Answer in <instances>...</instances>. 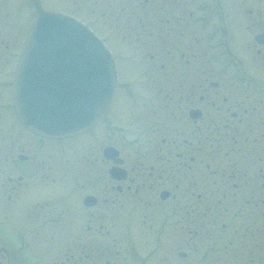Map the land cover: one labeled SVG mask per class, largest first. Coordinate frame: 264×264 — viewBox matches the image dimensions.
Returning a JSON list of instances; mask_svg holds the SVG:
<instances>
[{
  "label": "flooded vegetation",
  "instance_id": "af4514ba",
  "mask_svg": "<svg viewBox=\"0 0 264 264\" xmlns=\"http://www.w3.org/2000/svg\"><path fill=\"white\" fill-rule=\"evenodd\" d=\"M2 30L0 28V42L8 55L0 57V207H4L5 212L0 211L1 262L47 263L34 251L31 252L36 236H44L43 233L33 238L29 236L31 221L52 229L66 222L67 230L71 227L75 233L72 221L83 220V233L88 237L83 244L84 253L89 252L90 247L103 246L102 240L115 236L119 243L118 218L126 217L123 220L128 223L138 220L140 216L135 215V207L148 212L140 214L143 219L165 214L164 224L182 212L180 228L190 223L194 230L188 229L187 233L193 234L190 235L192 239L199 238L197 243L201 245L210 237L214 243L219 239L232 241L227 229L215 237V222L220 218L208 214L214 202L216 206L241 205L243 248L249 250L253 240L259 253L254 261L246 259L248 252H244L240 262L264 264V76L259 77L250 71L258 66L264 72V57L253 63L251 60L248 62L247 57H217L218 61L210 56L194 57L192 70L188 69V58L180 57L177 106L181 127L169 140L161 138L152 142L147 137V126L135 132L126 125V121L131 118L138 123L139 113L148 116L144 119L148 118L147 122H154L158 113L153 110L137 112L138 108L134 106L129 110L119 108L118 146H107L117 149L118 156L106 159L103 154L104 163H108L103 173L104 182H101L103 187H97L101 183L90 186L89 182L71 181L74 192L79 194H75L77 201L73 198V203L71 199L66 205L60 203L58 197L59 180L65 178L60 174L65 172L54 166L52 152L43 153V139L28 132L16 114L12 82L17 59L14 56L19 49L8 52L12 44L6 40V33ZM221 46L222 50L228 48L224 43ZM187 124H190L188 129ZM148 142L150 145L152 142L154 147L148 146ZM137 150H141L143 155ZM114 168H118V176L110 174ZM74 172L68 174L74 175ZM70 178L74 179V176ZM16 204L19 209L12 213ZM9 208L11 212L6 211ZM124 209L130 213L122 216ZM128 223L125 227H130ZM204 224L209 228L206 235H203ZM92 233L95 235L90 236ZM163 236L167 241L170 238V235L163 234L157 235V240L162 241ZM70 237L72 240L76 238L75 235ZM133 237L127 236L128 244L134 243ZM180 238L182 240L186 236L181 234ZM75 241L70 244V250L79 249ZM186 241L184 239V246H187ZM103 248L107 250L109 247L104 245ZM127 248L141 264H145V259L149 261L153 253L141 256L136 244ZM197 249L196 253L201 255V249ZM121 253L124 252L118 244V256ZM177 253L183 260L189 258L186 251ZM227 253L230 256V252ZM73 256L66 258L67 262ZM125 257L123 259L127 261L128 257ZM85 259H89L88 255ZM58 262L64 263L53 261L54 264ZM196 263L202 264L201 257L195 260Z\"/></svg>",
  "mask_w": 264,
  "mask_h": 264
},
{
  "label": "rangeland",
  "instance_id": "374dc122",
  "mask_svg": "<svg viewBox=\"0 0 264 264\" xmlns=\"http://www.w3.org/2000/svg\"><path fill=\"white\" fill-rule=\"evenodd\" d=\"M201 4L215 5V8L217 5L221 7L224 15L221 25L227 28L230 35L228 43L230 42L229 46L233 49V56L247 57L248 62L251 60L252 63L264 57V46L255 41L257 35L264 33V0H0V28L4 29L2 32L5 31L6 40L10 45L12 44L8 52L19 49L24 30L38 11H61L84 22L106 41L119 65L120 88L103 121L93 130V133L76 139L58 141L53 143L55 145L43 144V153L51 154L52 152L55 157L54 166L58 167L60 172H65L60 174L65 178L60 179L58 184L60 203L68 205L71 199L73 203V198L77 201L75 194L79 193L74 192L71 181L89 182L90 186L104 182L103 173L108 163L105 164L103 161V149L111 144L118 146V135L116 133L114 139H108L103 126L105 128V119L108 118L111 120L110 125L118 129L119 108L129 110L131 106H136L137 112L153 110L158 113L154 122H147L148 118L144 119L148 116L139 113L138 123L131 118L126 121V125L135 132L147 126L146 128L149 129L147 137L152 142L159 141L161 138L169 140L181 127L177 106L180 57L184 55L188 58L190 66L188 69L192 70L194 57H208L214 51L208 46L209 29L192 24L195 16L206 12L199 9L198 6ZM217 21L221 22L220 17ZM5 51L0 42V57H7L8 53ZM250 71L259 77L264 76L261 67L257 66ZM125 85L130 87L131 93L127 92ZM188 128L190 124H187ZM146 140L148 141V138ZM152 142L151 145L148 142V146L154 147ZM124 150L131 152L130 149ZM70 171L79 173L74 172V175H69ZM71 176H74V179L70 178ZM97 187L102 188L103 183ZM223 203L226 204V202ZM212 207L208 214L220 218L215 222V237H218L223 229H227L233 237L232 241L219 239L218 243H214L210 237L201 245L197 243L199 238L192 239L193 234L187 233L188 229L194 230L190 223L187 222L186 227L180 228L183 223L180 221L182 212H179L172 221L164 224L163 215L165 214H159L155 218L149 216L147 220L141 215L148 212L135 207V215L140 216L138 220L128 223L123 220V218L127 219L126 217L118 218L116 229H118L119 243H117V237L113 236L115 242L114 238L101 242L102 245L109 247L107 250L103 248V245L90 247L89 252L85 253L83 247L88 237L83 233V220L72 221L75 225V233L71 227L67 230L66 222L52 229L43 228L31 221L28 225L29 236L33 238L40 233L44 235L36 236L31 252L34 251L36 256L47 262L46 264H54L53 261L56 260L64 261L63 264H73V260H76L75 264H141L127 248L136 244V250L141 256L153 252L149 256V261L145 259V264H195V260L200 257L202 264H241L244 252H248L246 259L252 258L256 261L258 247L254 246L252 240L249 250L243 248V221L239 217L235 219L237 215L233 216L242 208L241 205L216 206L213 202ZM3 208L0 207L1 213H5ZM204 208L207 210L205 206ZM18 209V204L14 205L12 213H17ZM129 213V210L124 209L121 215ZM127 223L130 227H125ZM222 224H225V227ZM204 227L203 235H206L208 234L206 230L209 228L206 225ZM126 230H128L127 233ZM180 233L186 238L181 240ZM163 234L170 235L168 241L166 236L162 237V241L157 240V235ZM70 235L76 236L73 240H76L79 249L72 247L74 250H70V244L73 242V237L68 238ZM94 235L95 233H92L90 236ZM129 235L134 236L135 244H128L125 240ZM184 239L187 240V246H184ZM118 244L119 249L124 252L119 254L120 256L117 254ZM198 247L202 251L201 255L196 253ZM182 250L189 256L187 260H183L178 255L177 251ZM227 252H230V256ZM85 255H88V260L85 259ZM72 256L73 259L67 262L66 258H72ZM125 256L128 257L127 261L123 259L126 258Z\"/></svg>",
  "mask_w": 264,
  "mask_h": 264
},
{
  "label": "water",
  "instance_id": "95a60500",
  "mask_svg": "<svg viewBox=\"0 0 264 264\" xmlns=\"http://www.w3.org/2000/svg\"><path fill=\"white\" fill-rule=\"evenodd\" d=\"M256 40L264 41V35ZM20 57L16 96L23 105V120L47 136L62 138L90 129L113 98L117 71L111 53L71 17L56 12L38 15ZM67 72L73 74V87L70 83L68 90L58 93L49 80L58 75L60 86H66Z\"/></svg>",
  "mask_w": 264,
  "mask_h": 264
}]
</instances>
